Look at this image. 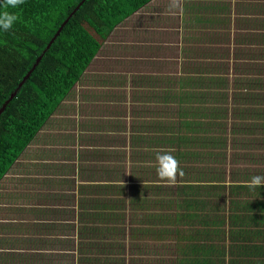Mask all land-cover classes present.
<instances>
[{
	"label": "rangeland",
	"instance_id": "374dc122",
	"mask_svg": "<svg viewBox=\"0 0 264 264\" xmlns=\"http://www.w3.org/2000/svg\"><path fill=\"white\" fill-rule=\"evenodd\" d=\"M230 1L233 4L232 9L227 11L230 14L211 16L208 12L204 16L203 12L213 10L212 7L221 3V0H156L119 26L111 35L71 97L64 103L65 108L55 115V119L62 121L50 128L48 126L41 133L42 140L28 149L16 168L0 184V220H9L11 225H16L15 222L20 220L26 222L20 225V229L25 228L21 234L19 228L16 233L13 229L12 234L20 237L15 243L19 248H28V255L32 252V255H36L35 260L34 257H29L27 264H69L65 260H69L72 255L76 257L75 264L83 257H98L104 260L103 263L108 258H113L111 255L95 252L93 248H90L91 251L81 247L89 241L79 238L82 211L77 205L81 199L89 197L83 194L88 192V188L81 192L79 190L83 169L96 166L101 172L105 171L102 167L110 165L119 167V170L116 176L108 178L121 181L115 186L125 188L121 191L124 195L119 194L116 197L121 201V209H112V212L125 216L121 222L113 223L117 228L126 231L124 237L115 240L125 250L120 258H125L126 264H133L141 258L137 256L140 253L139 245L152 248L156 244H168L175 250L176 259L181 262L186 257V248L177 247V244L183 242L169 240L171 236L166 235L163 229L167 217L158 226L157 216L179 214V205L173 193L178 190L177 187L184 185H177L181 179H185L184 176L185 180L191 176L175 177V183L168 184L170 191L167 194H159L163 184L154 183L152 186L156 188L147 194L140 188L147 184L144 181L148 180L146 174L149 170L162 168L161 171H167L174 166L175 170L179 169L178 162L170 159V154L180 149L178 146L186 137L201 140L192 147V151L199 152L207 160L189 165L194 170L193 176L200 181H214L201 182L207 187H222L218 192L227 197L223 199L226 210L229 212L231 205V214L236 213L231 201L240 202V198L232 197L230 189L236 184L237 178L241 180L242 176H248L250 181L253 176L264 175V118L253 121L244 117L234 119L230 115L232 109L226 107L229 113L223 115L222 119H216L215 115L223 105L206 99L188 105V118L176 112L179 108L178 94L182 91L180 79L184 80L186 70L194 66H190L189 57L203 59L208 64L221 63L219 58L229 57L231 64L224 74L228 79H233L236 60L235 35L238 25H241L236 16L239 8L236 7L244 0H227ZM263 2L264 0H247L245 4ZM151 17L156 25H144V21H150ZM202 17L212 18L216 22L211 26L205 23L208 28L197 31L195 39L186 41L188 34L193 33L190 31L192 25L200 24L195 19ZM153 32L163 34L162 42L161 38L159 42L154 39L160 37V34L154 37ZM230 42L231 46H225ZM224 48L230 54L224 55ZM198 66L197 69L201 68V65ZM229 89H232V84H229ZM231 107L234 109L233 104ZM192 124L191 128H187ZM224 128H228V134H224ZM211 137L227 140V146L214 147L203 141ZM96 152L102 156H96ZM112 153L117 155L113 156L115 162L106 158ZM212 170L216 173H212ZM240 171L244 175L236 174ZM237 183L247 184L244 181ZM60 194H76L79 197L77 204L72 200H61ZM254 199L256 198L246 199V202ZM62 205L67 206L65 209L70 214H54L50 219L71 221L75 224L74 228L52 234L30 230L29 226L37 222L35 218L39 219L32 209L43 207L58 210ZM155 205L159 207L153 208ZM10 208L16 212L9 211ZM28 210L33 214L27 213ZM146 218L149 220L148 224L152 225L150 229L160 228L162 233L160 236L153 235L155 239L149 238L145 242L144 237L138 235H141V229L145 230ZM166 228L170 229L169 224ZM24 234L27 238L22 237ZM37 234L49 239L69 238L75 243L72 246L69 243H53L45 249L29 244L22 245L26 242L25 239L28 241L31 235ZM1 247L4 248L2 244ZM37 249L40 251H33ZM41 254L45 257H41ZM2 261L6 263L5 259Z\"/></svg>",
	"mask_w": 264,
	"mask_h": 264
},
{
	"label": "trees",
	"instance_id": "16d2710c",
	"mask_svg": "<svg viewBox=\"0 0 264 264\" xmlns=\"http://www.w3.org/2000/svg\"><path fill=\"white\" fill-rule=\"evenodd\" d=\"M154 1L156 0H26L23 6L15 10L19 19L13 30L0 33V110L9 102L0 116V184L16 168L17 163L21 161L28 149L34 143L42 140L41 133L48 126L50 128L55 123L59 124L62 121L55 119V115L65 108L64 103L71 97L74 89L81 82L111 35L119 26ZM245 1L247 0L242 1L236 7V9L239 8L236 11V16H238V22L241 25H238V32L235 35L236 60L234 76L231 79L233 82L224 74L227 73L231 64L229 57L219 58L218 56L221 63L208 64L203 59L188 56L190 66H194L186 70L184 80L180 79L182 91L178 94L179 108L176 110L186 118L190 116L188 105L199 103L204 99L223 105V108H220L215 115L216 119H222L223 115L228 114L227 108L232 109L230 115L234 119L244 117L253 121L264 118V2L263 4L246 5ZM78 6L79 9L73 13ZM232 7L231 1L221 0V3L212 7L213 10L205 11L203 15L205 16V13L208 12L212 14L211 16L222 13L230 14L227 11ZM68 19L69 21L61 34L52 43L57 32ZM153 20L154 18L151 17L150 21H144V25H154ZM195 20L200 24L192 25L190 31L193 33L188 34L186 41L195 39L197 31H204L202 29L208 28V25H204L205 23L211 26L216 22L209 17ZM159 34V32H153L154 37H158ZM160 38V42H162L163 34L154 39L159 42ZM223 43L226 41L223 40ZM50 44L51 47L48 49ZM230 44L231 42L225 46ZM225 53L230 54V51L224 48V55ZM42 55L41 62L34 68L38 58ZM206 58L205 56L204 59ZM198 65H201V68L197 69ZM190 66L188 65V68ZM31 71L30 77L20 87ZM229 84H232V89H229ZM14 94L16 95L12 98ZM192 126L193 124L188 125L187 128ZM224 130V134H228V128H224ZM234 132L236 131L234 130ZM216 138L211 137L203 141L214 147L225 148L227 146V140L221 141ZM199 142H201L199 138L186 137L183 139L178 146L180 149L170 154V159L178 162L177 168L179 169L175 170L174 166L167 171H161L162 168L156 171L149 170L147 174L143 173L148 178L144 181L147 184L140 188L147 194V192L152 193L156 188L152 186L154 183L163 184L164 187L159 194H167L170 191L168 184L175 183V177L191 176L187 180L184 176L185 179H181L180 183H177L178 186L183 183L184 185L177 187L178 190L173 193L176 195L173 197L179 205V214L174 216H171L172 214L158 215L157 225L160 226L167 217L165 227L163 226L165 234L171 236L169 239L175 243L183 242L177 244V247L186 248V262H189L190 259L193 263L200 261L198 256L202 250L204 253L209 250V255H211L213 248L223 250L229 245V242L226 243L227 238H223L221 233L224 231L222 227L226 226L227 222H231L230 226L237 227V234L249 231L253 227L260 228L262 230L260 233H264V187L252 190L246 184L238 185L237 183L248 182V176H242L241 180L237 178L235 181L237 185L234 184L230 189V194L235 198L238 196L240 202L236 200L231 202L236 208L235 212L242 214H239L238 217L232 216L231 205L228 212L223 201L227 197L218 192L222 187H207L201 182L214 181L211 179L196 180V177L193 176L194 170L189 168L193 162L207 161L202 157V154L192 151V147L198 145ZM95 155L102 156L99 152H96ZM113 156L117 155L112 153L106 158L108 161L111 158L115 162ZM62 166L65 168L63 164ZM104 168L105 171L101 172L96 166L83 169L79 190L81 192L88 188V192L83 194L89 195V197L81 199L79 204H77L79 197L76 194L59 195L61 200L74 201L82 211L79 238L82 241H89V243L83 244L81 247L89 250L93 248L95 252L113 257L108 258L106 263H103L104 260L98 257H83L78 261V264H126L127 262L125 258H120V255L125 253L124 247L121 243L115 242L117 238L124 237L126 231L113 225L114 222L124 220L125 216L124 214L119 215V212H112V209H121V201L116 197L119 194L124 195L121 191L125 188L115 186L121 181L108 178V176H116L119 167L110 165L101 169ZM212 173L216 172L212 170ZM236 174L244 175L243 171ZM198 177L205 178L207 176ZM13 195L16 196V194ZM249 198L256 199L246 202V199ZM65 207L67 206L62 205V208L58 210H48L43 207L32 209L39 219L35 218L37 222L29 226L30 230L52 234L55 231L74 228L75 224H72L71 221H59L57 218H53L55 220L52 221V218L50 219L54 214L55 216L63 213L70 214ZM158 207V205L153 206V208ZM9 211L16 212L11 208ZM21 211L23 212L22 209ZM26 212L32 213L29 210ZM148 221V219L147 222L144 221L145 230L141 229V235H138V237H144L145 242L149 238L155 239L153 235L160 236L162 233L160 228L150 229L152 225L148 224ZM15 223L16 225H11L9 220H0V232H2L0 244L4 246V248H0V262L3 264L2 260L4 259L6 260L5 264H27L29 257H34V260L36 258V255H32L33 252L27 254L28 248L22 249L18 244H15L20 237L12 233H16V229L19 228L18 231L21 234L25 228L20 229V225L26 222L20 220ZM168 224L170 229L166 228ZM22 237L27 238L25 234ZM219 238H223L219 244L212 245V242ZM25 240L26 242L22 244L24 246L29 244L39 248L44 247V249L53 243H69L72 246L74 242L69 238L56 239L54 237L49 239L38 236V234L31 235L28 241ZM227 248L229 250V247ZM170 249L173 248L168 244L162 246L156 244L152 248L139 245L138 253H140L137 256L141 258L133 264H147L152 258L160 259L164 250ZM33 251H40V249ZM40 256L45 257L44 254ZM75 259L76 257L72 255L69 260H65V263L75 264Z\"/></svg>",
	"mask_w": 264,
	"mask_h": 264
},
{
	"label": "crops",
	"instance_id": "0c3cea01",
	"mask_svg": "<svg viewBox=\"0 0 264 264\" xmlns=\"http://www.w3.org/2000/svg\"><path fill=\"white\" fill-rule=\"evenodd\" d=\"M239 214L242 213L236 212L234 215L232 213V216L238 217ZM229 224L231 222H227V225L222 227L224 231L221 232L223 238H227L226 243L229 242L227 246L229 250L227 247L223 250L213 248L211 255H209V250L206 253L202 250L198 256L200 261H196V263H193L190 259L189 262H186V257L179 262L176 259V254H174L176 253L175 250H164L160 259L152 258L147 264H177L178 262V264H264V233H260L262 230L253 227L249 231L237 234V227ZM229 232L231 233L229 234ZM223 238L215 239L212 245L217 246Z\"/></svg>",
	"mask_w": 264,
	"mask_h": 264
},
{
	"label": "clouds",
	"instance_id": "9594fccd",
	"mask_svg": "<svg viewBox=\"0 0 264 264\" xmlns=\"http://www.w3.org/2000/svg\"><path fill=\"white\" fill-rule=\"evenodd\" d=\"M25 3L26 0H0V33L13 30L19 19L15 10ZM246 186L252 190L264 187V175L253 176Z\"/></svg>",
	"mask_w": 264,
	"mask_h": 264
},
{
	"label": "water",
	"instance_id": "95a60500",
	"mask_svg": "<svg viewBox=\"0 0 264 264\" xmlns=\"http://www.w3.org/2000/svg\"><path fill=\"white\" fill-rule=\"evenodd\" d=\"M78 9H79V6L76 8V10H75L73 13H75ZM72 15H73V14H72ZM72 15H71V16H72ZM69 19H70V18H69ZM69 19L66 20V22H65V23L62 25V27L60 28V30L57 32V34H56V36L54 37L52 43H53V42L56 40V38L61 34L63 28H64L65 25L68 23ZM52 43H51V44H52ZM51 44L48 46V49L51 47ZM42 58H43V55L40 56V57L38 58L36 64L34 65V68H36V67L38 66V64L41 62ZM31 73H32V71H31V72L29 73V75L24 79V81L20 84V87L23 86V84L26 82V80L30 77ZM15 95H16V94H14V95L12 96V98H14ZM8 103H9V102H7V103L4 105V107L0 110V116L2 115V113L4 112V110L6 109Z\"/></svg>",
	"mask_w": 264,
	"mask_h": 264
}]
</instances>
